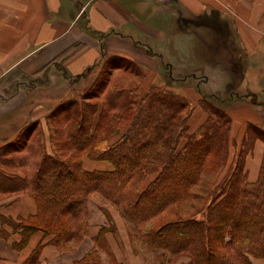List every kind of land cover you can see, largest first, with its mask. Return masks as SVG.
Listing matches in <instances>:
<instances>
[{
    "label": "trees",
    "instance_id": "16d2710c",
    "mask_svg": "<svg viewBox=\"0 0 264 264\" xmlns=\"http://www.w3.org/2000/svg\"><path fill=\"white\" fill-rule=\"evenodd\" d=\"M106 59L104 55L103 69L88 89L58 104L46 118L47 127L58 134L55 146L68 153V159L57 153L53 142L50 149L41 136L38 164L29 148L19 149L14 142L4 146L0 163L11 174L3 173L0 188L30 194L38 211L19 222L0 214V238L10 239L7 229H11L22 237L13 243L22 249L42 231L54 237V244L66 247L83 237L87 202L99 194L123 210L150 249L189 253L196 264H253V258L264 259V160L256 182L248 181L245 171L255 142L264 141V130L258 126H248L233 170L208 191L205 210L166 218L179 201L177 196L170 200L169 194L187 192V197H194L193 189L203 183L207 168L219 162L223 166L227 158L232 120L213 100L226 103L242 96L232 93L225 100L202 96L208 118L191 133L193 108L188 100L168 85L151 84L142 95L141 69L117 57L108 70L104 63L110 58ZM29 131L24 127L21 136ZM85 158L109 162L113 169L86 170ZM35 165V174L26 169ZM195 167L202 173L195 176ZM20 170L23 178L12 174Z\"/></svg>",
    "mask_w": 264,
    "mask_h": 264
},
{
    "label": "crops",
    "instance_id": "0c3cea01",
    "mask_svg": "<svg viewBox=\"0 0 264 264\" xmlns=\"http://www.w3.org/2000/svg\"><path fill=\"white\" fill-rule=\"evenodd\" d=\"M104 55L108 70L117 57L140 65V91L155 84L168 64L179 75L208 71V95L243 98L225 103L231 137L244 138L250 124L264 130V0H0V157L24 127L42 124L58 104L88 89L103 69L96 66ZM182 63L188 66L182 69ZM71 76L82 81L79 86L70 83ZM263 160L264 141L258 139L246 158L248 181H257ZM83 166L109 171L92 161ZM23 172L12 174L23 178ZM3 173L11 174L0 163V182ZM37 211L32 196L0 188V214L19 222ZM128 223L121 208L92 197L81 239L63 248L39 231L17 249L13 243L22 237L7 229L11 237L0 238V264H100L92 252L102 255V264H133L137 252L115 237L118 229L126 235Z\"/></svg>",
    "mask_w": 264,
    "mask_h": 264
},
{
    "label": "rangeland",
    "instance_id": "374dc122",
    "mask_svg": "<svg viewBox=\"0 0 264 264\" xmlns=\"http://www.w3.org/2000/svg\"><path fill=\"white\" fill-rule=\"evenodd\" d=\"M137 45L141 46V44H139V43H137ZM140 49H143V48L140 47ZM144 51H145V49H144ZM159 60L161 61V59H159ZM161 63H162V61H161ZM101 64H102V62L100 63L99 66H96L97 70L102 66ZM136 65L138 67H140V65H138V64H136ZM179 66H181L182 69H185L188 66V64L182 63V64H179ZM196 66H199V64H196ZM204 66H206V65H204ZM102 67H101V69H102ZM149 67H150L149 69H152L154 66L152 65ZM95 68H93V69H95ZM93 69H90V70L92 71ZM101 69H99V70H101ZM154 69L151 72H154L155 71ZM165 69H166L165 70L166 72L164 71L162 73L163 76L160 77L159 74H158L159 76L156 75V79H155L156 82H154V83L156 85H160V86H164V85L167 86L168 85L169 87H171V89L173 91L182 95L186 100H188L190 102V104L193 108V113H192L191 118H190L189 131L194 132L195 130H197V128L196 129L194 128L195 126H197L199 128L202 125V124L200 125L198 121H201L204 119V122H205L206 119L208 118V104H206V102H201L202 96H205V95L208 96V82H209L208 71H207V73H205L204 71H197L196 70V71H192V72H185L184 74L179 75L176 72L175 67L172 66V64L171 65H169V64L165 65ZM173 69H174V71H173ZM87 79L85 81V84L89 83L91 81V80L88 81ZM139 79L140 78H137V80H139ZM71 82L74 84V86H76V85L79 86L80 82H82V81L80 80V82H79V80H76L71 76L70 83ZM43 84H44V82L41 81L42 86H43ZM148 88H149V86L146 89L142 88L140 93L142 95L145 94L147 92ZM27 92H29V91L27 89H24L23 93H27ZM39 92H41V91H39ZM39 92H36V93L38 94ZM30 94H32V93H30ZM38 96H39L38 100H40V99H42V97H44L43 95L42 96L38 95ZM215 96H217V95H215ZM6 97H8V96H3V98H6ZM217 97L219 100L220 99H222V100L226 99V97H222V96H217ZM213 101H216L219 106L226 107V104L222 101H218L216 99H214ZM201 105H203L206 108V110L203 109L201 107ZM42 122L43 123L39 126L32 125L33 123L30 125H27V127L29 126V128H30L29 134L26 135L25 138L23 136H20V138H16L13 141L16 144H20L19 149H23L24 147L29 148V150L31 151L30 154L35 156V157H33L35 164H38L39 160L41 159V151L43 153V145L41 144L38 136L42 137L41 141L46 140V144L49 146L50 149H52V147H51L52 142L54 143V146L56 143H58V141L56 140V139H58V134L55 133L54 127H53V129H51V128L49 129V127H47L46 119L45 120L43 119ZM37 131L39 132L38 134H37ZM231 132H232V127H231ZM201 133H202V131L200 132V134ZM206 138H207V136H205V139ZM52 139H53V141H52ZM243 140H244V138H241L240 135H237L235 137H233V136L230 137L229 151H228V155H227V158H226L223 166L221 165L222 163L219 162V163H213L211 165V167L207 168V171L205 172V175L202 178L203 183L201 182L202 184H200L199 186H196L193 189L194 197H187V195H186L187 192H183L181 195H180V193L178 194V192H177L176 194L173 195V197H171V194H169L170 200L172 198H174L175 196H177L179 201L172 208L170 207L172 212L170 214H168L169 217H166L167 219H173V217H171V216L174 215L175 213H177V214L179 213L178 216H180V214L182 213V215H181L182 217H189V216H192L195 214L198 215V210H200L201 208L204 209L206 207V205L208 203V199H207L208 198L207 197L208 191H212L213 186L218 181L223 180L230 175V172L234 168V165H235L234 163L236 162V158L239 155V151L241 150ZM16 147H18V146H16ZM54 149L57 151L58 154H62V157L64 159H68L66 157V154H68V153H66V154L63 153L61 151L60 147L55 146ZM13 151H14V148L12 150H10V152H13ZM85 161H89V162L92 161L95 163L97 162V163H101V164H106L109 167V170L111 168L113 169L112 164L109 162H106V161H98V160H92L89 158H85L83 161V164ZM245 164H246V161H245ZM28 168H26V169L30 170V171H33V169H34V174H35V172L37 170V165H35L34 168L31 166ZM35 168H36V170H35ZM197 168L198 167L194 168L193 174H195V176H196V174H199V173L201 174L202 173L201 171H203L201 168H199V169H197ZM97 169H102V168H97ZM246 174H247V172H246ZM195 176H194V178H195ZM259 176H260V173H259ZM258 179H259V177H258ZM22 193H23V191H22ZM27 194L28 193H23V195H27ZM29 195L30 194H28V196ZM92 197H93V199L100 200L103 204H107V205L109 204V205L116 207V205H114L110 201L105 200L99 194H94L90 198L92 199ZM102 210H104V212L107 211V209L105 207H102ZM202 212H203V210H202ZM107 217L109 219L108 215H107ZM130 223H128L129 225L127 227V231L125 230L127 232L126 235L124 232H120V230L118 229L115 237H116L117 241L119 239H121L122 242L127 243L128 247H130V246L133 247L135 249V251L137 252V253L133 252V254L135 256L133 259V264H196L194 262L192 256L189 253H172V252L167 251V250L158 249V250L162 251V253H160L161 255L159 256V255L153 254L158 250L150 249L147 245H145L143 243V241L139 239L138 231L134 228L133 223L131 221H130ZM124 228L122 230H124ZM111 230L114 231V227L111 228ZM72 244H73V241H71L66 247H70ZM66 247L64 246L63 248H66ZM103 247L104 246H101V248H103ZM91 257L95 263L102 264L103 258H102L101 254H99V253L96 254L95 252H92ZM253 259H258V260H261L264 262V259H259V258H253ZM236 263L239 264L237 261H236ZM232 264H234V262H232Z\"/></svg>",
    "mask_w": 264,
    "mask_h": 264
}]
</instances>
